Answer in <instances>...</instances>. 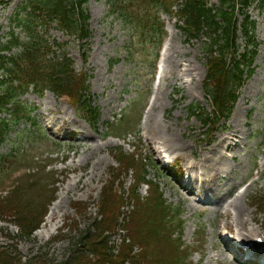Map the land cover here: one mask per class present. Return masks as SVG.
<instances>
[{"label":"rangeland","instance_id":"374dc122","mask_svg":"<svg viewBox=\"0 0 264 264\" xmlns=\"http://www.w3.org/2000/svg\"><path fill=\"white\" fill-rule=\"evenodd\" d=\"M178 1L181 3V0ZM206 1L211 6L220 4V0ZM27 5L28 0H12L7 5H0V48L10 42H16L11 36H15L23 43L28 40L26 33L17 27L19 15L23 17L25 14H32L31 8L26 12L22 11ZM86 8L90 14L92 33L89 40L91 52L87 63L82 58L84 51L78 38L69 36L56 24H52L47 29L40 28V32L50 42L60 44L61 48L56 51L57 55L66 54L74 62L76 73L87 72L91 76L90 94L94 105L100 109L98 122L92 127L74 109L68 98L62 99L50 92L45 93L41 98L31 93L22 98L25 103L35 105L36 111L32 113L30 121H23L13 128L7 141L0 146V156L15 149L17 156L25 153L34 155L40 161L29 163L20 169L15 168L16 164L1 165L0 171L9 168L7 172H0V200L25 176L32 175L30 177L36 178L38 173L34 174L33 171H36L40 164L50 163L52 178L47 181L49 183L47 193H52V197L45 202L48 201L47 210L53 212L54 216L48 221V215L45 214V221L38 230L52 228V233L48 239H41L37 234L38 230L32 237L23 235L6 214L0 213V245H9L10 249L17 253V264H72L78 252L87 249L86 245L83 247L82 242H77L86 234L96 233L95 222H100L102 219L98 204L107 182L115 181V190L119 191V195L127 197L136 184L137 171L144 165L148 174L147 179L158 188L167 205L177 208L182 213L180 218L184 223V234L183 249L180 254L188 259L181 264H238L233 255L225 257L227 246L224 242L228 245L230 243L224 231L222 233L218 229L222 219V215L217 211L219 207L214 209V207H203L201 204L200 206L194 202L191 195H188L186 189L179 190L181 183L186 184L185 177L179 180L170 177L169 172L167 173L162 165L160 153L155 150L156 145H149L146 139L145 112L153 104L157 94L155 89L157 70L152 67L155 46L153 47L152 43L138 41L137 38L132 40L133 34L130 28L122 22L120 16L112 15L107 0H88ZM239 14L240 22L244 16H248L250 21L256 23L252 32L255 45L248 51L256 46L257 56L253 66L255 72L240 90L239 101L228 123L217 126L211 135H208V130L203 129L202 114H212L213 111L211 102L204 94L207 62L202 49L206 39L203 37L201 42H190L181 29L184 24L167 13H161V20L166 26L163 46L167 41L169 47L166 56L168 59L165 61L167 77L162 83L156 107L151 114L159 121H163L164 126L171 131H175L182 143L191 145L193 150L195 148L197 155L201 157L204 153L200 150L205 151L209 142L213 139L218 140L224 134L233 133L235 128L233 116L242 107L238 133L234 134L235 141H232V144L238 143V146L231 152H225L228 163L221 166L223 174L212 171L210 166L194 158L193 152L173 153L172 157L176 163L172 164L170 169L178 164L185 172H189L187 168L189 164H185L183 156L188 155L187 160H191L192 163H202V167L205 166V170L209 173L208 179L203 169L195 173L197 191H204L206 186L208 198L224 199L221 189L228 182L225 173H231L234 186L237 188L241 186V189L256 174H253L256 165L261 164L262 169L259 170L261 178L250 187L249 195L241 204L246 205L250 212L256 213L264 220V11L254 3L243 9L240 8ZM132 41L135 54L129 51ZM237 45L240 52L247 50L248 41L241 30L238 33ZM21 50L22 47H15L13 51L1 55L13 57ZM170 61H172L171 67H169ZM196 107L200 108L197 114ZM132 110H136V116L131 123L128 126L127 124L116 126L121 124L120 120L124 117L130 116ZM141 111L143 114L140 119ZM51 126L53 129H49ZM42 129L47 133L46 136ZM16 130H19V136L23 133L28 136L24 131L35 132L36 135L31 134L29 141L22 142L19 136L15 138ZM61 136L65 139H61ZM82 136L83 139L86 137L91 140L79 144ZM89 146L93 147L90 148L93 153L90 160L86 161L85 152ZM120 148L135 154L139 160L138 164L133 165V168H130L132 166L129 164L120 167L115 158ZM27 169H30L31 173ZM93 169L94 173L88 175ZM128 169L132 170L128 171ZM14 170L19 172L12 177L9 176L8 173ZM160 170L166 175H162ZM223 177H227L226 182L220 181L224 180ZM79 179L82 182L78 184V188H75L74 184ZM35 180L32 184L24 183L21 186L22 194L24 200L35 198L40 205L47 193H43L42 187L38 185L35 187ZM153 192V187L142 186L139 195L147 198ZM59 203L60 208H58ZM77 204L81 205L77 207ZM77 208L79 211L76 210ZM224 224L223 221L221 225ZM258 224L264 225V222ZM114 229L111 230L112 232L108 230L110 247L113 254L117 255L123 236L119 234V226ZM129 230L132 233V226H129ZM73 241L76 242V246L73 245ZM154 248L155 251L163 252L166 256L172 252L161 242L154 244ZM141 249L142 247L138 245L135 252ZM84 253L88 262L99 261L98 256L90 251Z\"/></svg>","mask_w":264,"mask_h":264},{"label":"trees","instance_id":"16d2710c","mask_svg":"<svg viewBox=\"0 0 264 264\" xmlns=\"http://www.w3.org/2000/svg\"><path fill=\"white\" fill-rule=\"evenodd\" d=\"M253 1L255 0H221V7L214 10L208 7L206 0H185L177 13L186 24L185 31L189 37L198 38L205 33L210 39V44H206V49L208 48L206 52L210 55L206 84L213 95L215 104L222 110L223 118L230 114V104L237 101V87L242 85L245 75L250 76L253 73L252 65L256 57L254 50L245 52L241 56L242 60L234 57L233 62L228 63V58L232 55L231 51L236 49L239 29L247 37L248 45L251 47L255 45V38L252 35L255 24L245 17L243 23L239 25L236 5V3H242L249 6ZM30 2L28 8L31 7L32 14L26 15L25 18L18 17L17 22V27L22 28L29 35V42L24 44L23 51L12 59L0 56V61L7 59L6 63L1 65V70L12 76L10 81L0 80V114L5 112L13 116V120L0 118V145L5 141L9 125L17 124L27 117L23 105L17 106L20 94L19 88L13 86L15 80L23 78L27 84H34L40 91L49 88L59 95H69L77 102L78 108L90 118H92V112L93 115L96 113L89 95V76H77L72 68L73 62L69 59H49L51 48L37 35V25H39L37 21H39L41 24L56 22L62 29L74 33L79 38H89L90 32L86 25L90 17L85 9L87 0H30ZM109 3L112 13L120 16L122 21L130 27L133 39L137 37V40L143 43L148 39L157 43L162 31L157 14L160 10L170 13L175 5L174 0H109ZM257 7L264 10V0H258ZM11 39H15L16 42L2 46L0 52L11 51L20 45L15 36H11ZM130 51L135 54L133 47ZM95 120L96 118L93 117L92 121ZM7 159L8 157L4 158L1 163L6 162ZM131 160L134 161V157ZM108 190L109 192L105 189L102 196L103 219L96 224L94 230L96 233L83 236V246L89 243L87 248L98 256L99 261L94 264H128L129 259L132 260L129 264H144V256L138 259L132 258V248L127 244L122 245L117 255L113 254L108 236L110 231L118 226L120 211L117 206L118 198L113 188L110 187ZM132 195L136 200V210L128 226H132L133 237L147 242L152 239L169 238L171 240L168 230L171 228L172 219L165 211L161 195L157 192L155 196L145 201L138 196L137 189L132 192ZM20 197L21 195L17 194L12 201L7 199L1 207L4 209L12 207L13 201L18 202ZM37 223V215H35L33 218H25L23 227L31 230ZM0 261L1 264H11L9 257H0ZM72 264L92 263L78 255ZM153 264L161 263L153 261Z\"/></svg>","mask_w":264,"mask_h":264},{"label":"bare ground","instance_id":"6f19581e","mask_svg":"<svg viewBox=\"0 0 264 264\" xmlns=\"http://www.w3.org/2000/svg\"><path fill=\"white\" fill-rule=\"evenodd\" d=\"M172 66V61L169 62V67ZM166 75L164 72V75L161 77V80H166ZM191 85V82H190ZM162 90V87L158 88V93L156 96L155 101L153 102L151 108H149V112L146 116L145 121V133L148 139L149 145H156L155 150L160 151L161 148H164L166 152L168 153H188L193 152V147L189 144H184L180 139H178V134L175 131H171L167 126H164L163 121H159L157 117L152 116V111L155 109L157 100L160 94V91ZM240 107L234 114V123L235 128L233 129V133L224 134L221 136L218 140V142L214 145H210L206 148L204 152V156L199 157L200 162L206 164L207 166H210L209 168L212 169V171H215L219 173L220 175L223 170L221 166H224L228 163V159L225 156V150L226 149H234L236 146H233L230 141L235 136L234 134H237V128L238 123L241 121L240 119ZM234 141V140H232ZM93 148L91 146L86 148L85 152V160L89 161L93 150L90 149ZM155 150L153 149V153H155ZM95 164H97L95 162ZM192 166V165H191ZM229 166V165H228ZM192 169H198V166H192ZM203 170L206 169L205 166L199 167ZM94 173L89 172L88 175H91ZM204 174L206 178H209V173L207 170L204 171ZM219 175V177H220ZM228 177L227 184L224 185L221 189V194L224 199L221 198V202L219 204L218 212L222 215V219L220 221V224L218 225L219 231H236L238 234H240L242 237H245V234L255 235L258 234L259 231H264V225L258 224L259 222H264L259 216H256L254 212H250L248 207L246 205L242 206V202L245 200V198L248 195V189H246L244 192H237L236 186L233 184V178L231 177L232 174H224ZM212 177V176H211ZM226 177V178H227ZM227 181L225 180H220ZM82 182L81 179L75 182L74 186L75 188H78V184ZM197 182V181H196ZM229 184V187H228ZM86 183H84V186ZM194 186H192L193 189ZM228 187V188H227ZM224 202V204H222ZM219 203V202H218ZM222 204V205H221ZM60 203L58 204V208H60ZM54 216V213L50 214L47 217V220L50 221ZM225 222V224L222 226V222ZM253 224V225H252ZM257 225V226H254ZM52 228L49 230H40L37 234L41 237V239H48L51 236ZM225 257L227 258L230 256L229 252L225 251Z\"/></svg>","mask_w":264,"mask_h":264}]
</instances>
